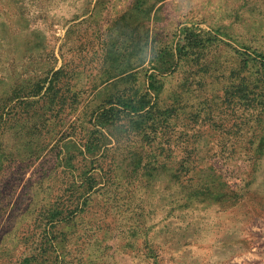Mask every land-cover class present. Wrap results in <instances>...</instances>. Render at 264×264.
<instances>
[{
  "label": "rangeland",
  "instance_id": "1",
  "mask_svg": "<svg viewBox=\"0 0 264 264\" xmlns=\"http://www.w3.org/2000/svg\"><path fill=\"white\" fill-rule=\"evenodd\" d=\"M0 264H264V0H0Z\"/></svg>",
  "mask_w": 264,
  "mask_h": 264
},
{
  "label": "trees",
  "instance_id": "2",
  "mask_svg": "<svg viewBox=\"0 0 264 264\" xmlns=\"http://www.w3.org/2000/svg\"><path fill=\"white\" fill-rule=\"evenodd\" d=\"M149 87L155 88L153 82H149ZM41 87L34 93L40 94ZM36 94V95H37ZM47 93H43V95L39 98L42 100L40 103V108L42 109L44 104L46 103L45 96ZM35 95V94H32ZM144 98V97H143ZM38 100V102H39ZM20 106L25 107L26 102L21 100ZM118 105V106H117ZM157 102H151V98L149 100L140 101V105L137 106L135 102V98L131 97L130 95H126L124 93H120L116 95L113 99H108L103 104L104 108H96L94 110L95 116L92 119L93 121V130L90 132V136L87 139V145L90 151L93 148L97 150L102 149L103 143L107 141V135L112 136V132L110 130V125L116 124L121 121L124 117H128L131 125H135L136 128L139 127L138 123H142V118L149 112H151V122H155L157 118L158 110ZM28 109H26L27 111ZM143 111V112H142ZM168 109L161 111V114L167 112ZM154 112V114H153ZM139 119H133V118ZM149 125H153L152 123ZM132 127V126H131Z\"/></svg>",
  "mask_w": 264,
  "mask_h": 264
}]
</instances>
